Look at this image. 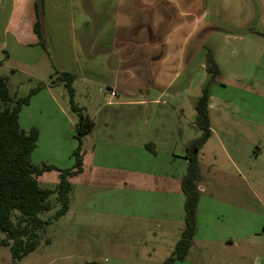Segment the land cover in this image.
<instances>
[{
    "label": "crops",
    "instance_id": "0c3cea01",
    "mask_svg": "<svg viewBox=\"0 0 264 264\" xmlns=\"http://www.w3.org/2000/svg\"><path fill=\"white\" fill-rule=\"evenodd\" d=\"M35 1L0 0V73L44 84L19 117L23 129H39L32 158L74 163L78 122L56 103L58 88L66 97L56 72L76 75L75 97L78 82L105 76L116 95L88 115L93 127L83 137V171L70 179L67 213L89 207L172 222L175 243L185 226V154L202 133L193 93L209 79L212 51L220 74L210 88L211 136L199 152L196 232L178 264H237L229 255L244 240L256 244L252 223L264 201V0H45L48 52L34 31ZM0 76L9 85L11 76ZM65 135L70 144L60 142ZM43 176L39 182L49 180Z\"/></svg>",
    "mask_w": 264,
    "mask_h": 264
},
{
    "label": "trees",
    "instance_id": "16d2710c",
    "mask_svg": "<svg viewBox=\"0 0 264 264\" xmlns=\"http://www.w3.org/2000/svg\"><path fill=\"white\" fill-rule=\"evenodd\" d=\"M44 6L45 0L35 1L34 31L39 38V44L48 52ZM206 68L209 79L203 86L195 106V122L202 128V133L187 147V171L181 180V189L185 194V226L172 254L162 264H178L183 260L189 252L196 232L199 184L202 179L199 152L211 136L208 107L210 88L220 74L219 65L210 49L207 51ZM56 74L57 81H61L66 87L73 110L79 113L76 126L78 145L73 150L75 162L71 167L65 168L47 162L34 163L32 154L39 140V129L32 127L25 130L20 124L22 107L30 102L31 97L39 92L44 84L38 83L24 96L12 95L8 78L0 76V246L10 247L14 264L38 247L40 232L47 225L67 213L73 190L70 179L83 171V137L93 127L89 116L75 103L73 83L76 75L69 71H57ZM147 147L155 150L152 144H147ZM53 170L59 174L57 184L53 188L41 186L39 176ZM52 194H56L59 208L52 217L43 219L40 213L51 208Z\"/></svg>",
    "mask_w": 264,
    "mask_h": 264
},
{
    "label": "rangeland",
    "instance_id": "374dc122",
    "mask_svg": "<svg viewBox=\"0 0 264 264\" xmlns=\"http://www.w3.org/2000/svg\"><path fill=\"white\" fill-rule=\"evenodd\" d=\"M0 74L11 76L9 90L12 95L18 93V95L24 96L40 81L34 77L21 76L19 73L17 75L11 74L9 70ZM44 78L48 79V76L46 75ZM106 82L105 76L98 75L91 76V80L86 84L77 83L78 93L75 97V103L83 109L85 115L90 116L99 103L114 100L109 94L110 91ZM62 88L66 91V97L60 94L58 88L55 90L57 92L56 103H60L69 117L78 122L79 113L73 110L66 87L63 85ZM193 94L200 96L201 92L197 89ZM260 137L264 138V127L260 129ZM71 141L72 139L65 135L60 142L70 144ZM57 142L51 141L50 150L53 151L58 148L53 147ZM263 144L262 142V158H264ZM38 153L36 155H39ZM65 155L68 158L69 154H61L60 156L65 158ZM32 160L37 164L42 162V160L35 161L33 158ZM60 162L67 164L64 159ZM72 162H75L74 156L71 157L70 164ZM46 175L43 177L49 180L45 181L40 178V185L53 188L55 186L53 181H56L55 179L58 181V172L48 171ZM255 177L254 175L253 178ZM258 180L264 184L262 173ZM85 181L87 180L85 179ZM50 201L51 208L40 213V217L43 219L52 217L59 208L56 194L50 196ZM263 202H259L258 207L255 202L253 205L254 212H256V207L258 208L259 216L258 226L254 225V220L251 229L254 231L251 237L256 244L251 246L247 240H244V245L239 246L229 255L237 264L264 263ZM91 208H93L92 205ZM119 214L89 209V207L82 209L73 206L68 213L53 220L40 232L38 247L23 258L18 259L17 264H162L172 254L174 244H176L177 224L160 219H140L134 216H120ZM158 244L162 246L156 251ZM163 258L165 259L163 260ZM0 264H14L9 246H0Z\"/></svg>",
    "mask_w": 264,
    "mask_h": 264
},
{
    "label": "built area",
    "instance_id": "2783aa9c",
    "mask_svg": "<svg viewBox=\"0 0 264 264\" xmlns=\"http://www.w3.org/2000/svg\"><path fill=\"white\" fill-rule=\"evenodd\" d=\"M110 93H111V95H113V96L116 95V92H115L113 89H110Z\"/></svg>",
    "mask_w": 264,
    "mask_h": 264
},
{
    "label": "water",
    "instance_id": "95a60500",
    "mask_svg": "<svg viewBox=\"0 0 264 264\" xmlns=\"http://www.w3.org/2000/svg\"><path fill=\"white\" fill-rule=\"evenodd\" d=\"M91 264H97V263H91Z\"/></svg>",
    "mask_w": 264,
    "mask_h": 264
}]
</instances>
